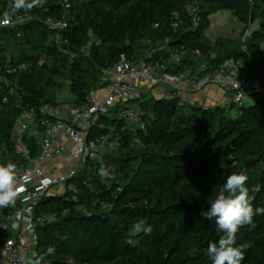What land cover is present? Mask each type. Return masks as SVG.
Segmentation results:
<instances>
[{
    "label": "trees",
    "instance_id": "obj_1",
    "mask_svg": "<svg viewBox=\"0 0 264 264\" xmlns=\"http://www.w3.org/2000/svg\"><path fill=\"white\" fill-rule=\"evenodd\" d=\"M221 10L233 12L248 30L257 21L245 42L247 53L240 41L218 48L200 39L209 16ZM17 12L33 18L18 29L0 30V65H27L17 77L19 96L0 108V165L23 162L12 142L22 111L84 105L92 90L105 85L99 83L102 71L121 55L137 60L141 50L151 48L164 57L168 48L183 46V64L195 50L208 66L239 58L264 81V0H0V15ZM46 19L64 21L66 28L50 27ZM59 31L75 58L56 49L52 37ZM211 50L217 56L210 58ZM62 87L71 99L58 103L50 94ZM137 103L143 130H124L118 147L86 161L69 180L75 193H48L39 200L34 213L42 221L36 224L32 264H212L206 250L221 233L200 213L226 178L244 171L254 208L264 207V96L248 98L235 114L220 105L179 104L177 97ZM118 108L101 116L88 138L121 128ZM23 142L34 157L35 141L24 134ZM139 220L152 226L150 235L132 234ZM254 225L237 233L238 244H251L242 264H264V215L255 216ZM7 237L0 232V242Z\"/></svg>",
    "mask_w": 264,
    "mask_h": 264
},
{
    "label": "built area",
    "instance_id": "obj_2",
    "mask_svg": "<svg viewBox=\"0 0 264 264\" xmlns=\"http://www.w3.org/2000/svg\"><path fill=\"white\" fill-rule=\"evenodd\" d=\"M195 11V9H194ZM192 20L197 22L196 14ZM32 14L17 12L0 15L1 29H18L19 26L32 20ZM50 27L64 30V21L54 22L46 19ZM178 21L172 26L177 27ZM251 31L246 30L240 38V49L247 53L246 39ZM19 36V34H17ZM56 49L70 59L76 57L75 52L66 49L68 39L59 31L52 37ZM92 40H88L84 47L89 51ZM185 49L177 46L171 49L172 63L156 57V50L149 48L138 60L127 59L121 55L115 63L102 71L99 83L103 97L98 99L89 93L84 105L68 107L67 116H62L57 106L44 105L38 111L29 108L22 111L15 119L13 137L23 140V135L34 125L41 130L40 151L35 157L23 156V163L17 166L18 187L21 189L15 205L0 208V232L9 233L0 242V252L4 253V264H32L36 255L38 235L36 224L42 221L36 216L34 209L39 200L46 194H55L70 190L77 191L76 185L69 180L74 178L82 165L88 160H97L105 152H111L118 147L122 132L126 129L143 130L145 123L137 110L138 105L129 104V100H140L143 96L141 85L147 83L165 84L172 91V97L178 98V103L184 102L183 96L197 93L207 85H214L230 94L231 102L240 106L252 96H264V81L251 70L250 62L243 59H225L215 66L203 63L200 66V76L194 78L184 72H176L180 65ZM200 55L199 50L193 52ZM27 68L24 62L19 64L0 65V108H3L12 98L19 96L17 77ZM118 106V117L124 121L121 128H110L108 133L88 138L89 131L101 116L110 114ZM30 134V133H28ZM23 147V146H22ZM21 147V148H22ZM16 143V151H20ZM25 150V148H23ZM68 152L74 163L64 173H48L43 169L53 158ZM11 162L6 161V164ZM87 183V181H84ZM59 189V191H57ZM75 195L73 198L75 199ZM103 207L107 205L101 203ZM86 211L85 208H82Z\"/></svg>",
    "mask_w": 264,
    "mask_h": 264
},
{
    "label": "clouds",
    "instance_id": "obj_3",
    "mask_svg": "<svg viewBox=\"0 0 264 264\" xmlns=\"http://www.w3.org/2000/svg\"><path fill=\"white\" fill-rule=\"evenodd\" d=\"M23 4V0H17ZM101 175H106L101 169ZM248 176L244 171L233 172L220 187L216 198L210 202L206 211L200 215L208 221H215L216 229L221 233L217 242H210L207 255L212 264H242L246 251L251 244L245 241L237 243V233L244 226L254 227V217L264 215V207H255L249 189L246 187ZM21 189L18 187L17 166L8 162L0 165V208L14 206ZM153 228L145 220H139L133 225L132 234L143 233L150 235ZM134 245V240H129ZM55 249L49 247L47 252L54 253Z\"/></svg>",
    "mask_w": 264,
    "mask_h": 264
},
{
    "label": "crops",
    "instance_id": "obj_4",
    "mask_svg": "<svg viewBox=\"0 0 264 264\" xmlns=\"http://www.w3.org/2000/svg\"><path fill=\"white\" fill-rule=\"evenodd\" d=\"M230 12L231 11H229V10H221V11H218V12L209 16L210 25L204 31L203 39L206 40V42L209 43L211 46L217 45L218 48H223V47L226 48V47L232 45L233 41H235V40H232L231 43L230 42L228 43L223 39V37L226 35L227 31H229V33H232L237 29L236 25L233 26L234 22L232 20L231 21L228 20ZM228 13H229V15H228ZM231 18H233L234 20H237V18L234 15H232ZM236 24L239 25L241 23L238 22ZM251 29H253V28H250V30ZM217 53H218L217 51L211 50L209 57L210 58L215 57V56H217ZM171 55H172L171 49L168 48L166 56H164V57L156 56V57H159V60H164L168 64H171L172 63ZM198 57L199 56H196L193 54V56L189 57L190 62H186L185 64L180 63V65H177L175 67V71L176 72H184L188 75L193 76L194 78L199 77L200 76V66L206 62L200 60V58L198 59ZM141 89L143 92L142 98H144V99H146L148 97H154L156 99L172 97V92H171L172 90L165 84L147 83V84L141 85ZM98 90H101V93H102L101 97L97 96L96 94H93L95 91H98ZM90 93H92V95H94L93 97H96L98 99H101L103 97V90L101 88H96L95 90H92ZM183 99L190 102V103L199 104L201 102V104L203 103L202 105H206V106L220 105V106H223V107L229 109L230 114L233 112L230 94L222 91L220 88H218L214 85H207L206 87H204L201 91H199L197 93L187 94L186 96H183ZM128 103L131 105H135V106H136V104L138 105V103H136L135 100H129ZM69 105L70 104H59L58 105V108H60V112H61L62 116H67L68 107L75 106V105H70V106ZM137 110L139 111L138 107H137ZM235 112L236 111H234L232 114H235ZM28 133H30V134H28ZM28 133H25L27 138L33 139L35 141V143L37 144L36 155H35V156H37L39 154V151H40L41 130L37 125L36 126L34 125L33 128L30 127V131ZM12 142L15 144V146L17 143L19 145V148H21L23 146L21 148V150L18 151L20 153L21 159H23V156L25 157V155L30 156V150L31 149L27 148V146L23 142V140H17V138L15 140V137L12 136ZM23 148H25V150ZM103 153H105L104 150H103ZM62 160H64V162L67 164V167H64L61 164ZM19 161H20V159H19ZM22 163L23 162H15V164H18V165H20ZM72 163H74V161L71 158H69V153L65 152L61 156L53 158L48 164H44L43 169L46 170L48 173H64V172H66V170L69 169V167L71 166ZM7 234H9V233H7ZM4 263H5L4 253L0 252V264H4Z\"/></svg>",
    "mask_w": 264,
    "mask_h": 264
},
{
    "label": "rangeland",
    "instance_id": "obj_5",
    "mask_svg": "<svg viewBox=\"0 0 264 264\" xmlns=\"http://www.w3.org/2000/svg\"><path fill=\"white\" fill-rule=\"evenodd\" d=\"M65 6L66 7H68L69 6V2H66V4H65ZM228 15H229V13H228ZM232 15H234L233 14V12H230V15H229V19L228 20H232L233 22H234V25L233 26H237V29L234 31V32H232V33H229V31H227L226 32V35L223 37V39L226 41V42H230L231 43V41L232 40H236V41H240V38L242 37V35L244 34V32L247 30L245 27H244V24L243 23H241L239 20H234L233 18H231V16ZM241 23V24H236V23ZM232 26V27H233ZM257 26V21H254L251 25H250V27L249 28H255ZM250 30V29H249ZM203 36H204V34H202V36H201V40L203 39ZM147 49V48H146ZM145 52H146V50L145 49H143V50H141L140 51V58L141 57H143V55L145 54ZM63 89L62 90H60V92H56L55 93V95L53 94V91H51V94H50V96H53V97H55V99H56V101L58 102V103H62V101L61 100H67V99H71V94H69V93H66V90H64V87H62ZM50 91H48L47 92V95L50 93ZM93 94H96L97 96H99V97H101V90H98V91H95ZM67 96V97H66ZM45 97H46V95H45ZM152 98H154V97H148V98H146V99H152ZM160 100V99H159ZM61 101V102H60ZM200 105H202L201 104V102L199 103ZM236 108H237V106L236 105H232V109H233V112L234 111H236ZM232 112V113H233ZM29 129H30V126H29ZM67 155V154H66ZM68 156V155H67ZM66 156V157H67ZM61 164L64 166V167H67V164L64 162V160H62L61 161ZM70 166V165H69ZM57 191H59V189H57Z\"/></svg>",
    "mask_w": 264,
    "mask_h": 264
}]
</instances>
